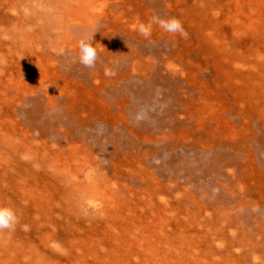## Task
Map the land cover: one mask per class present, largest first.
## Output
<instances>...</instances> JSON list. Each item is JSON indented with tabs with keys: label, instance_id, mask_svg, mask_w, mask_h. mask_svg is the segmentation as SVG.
I'll use <instances>...</instances> for the list:
<instances>
[{
	"label": "rangeland",
	"instance_id": "374dc122",
	"mask_svg": "<svg viewBox=\"0 0 264 264\" xmlns=\"http://www.w3.org/2000/svg\"><path fill=\"white\" fill-rule=\"evenodd\" d=\"M81 1L79 6L88 8V27L69 28L75 34L62 49L47 45L35 54L28 53L35 48L26 43L17 22H26L24 31L37 33L35 41H52L59 39V30L51 15L61 11L51 1L39 10L46 0L0 8V154L17 157L11 171L26 170L27 181L50 193L67 188L56 168L43 169L30 154L13 152L15 144L7 147L2 136L82 151L126 202L118 220L124 243H109L113 249L122 244L136 251L138 232L144 240L141 264H264V99L254 95L264 84L248 65L251 58L264 65V0ZM5 15L12 22L4 21ZM154 17L179 20L185 35L165 32L151 23ZM150 23L151 35L145 38L138 26ZM92 36L98 59L94 68H85L79 42ZM13 41L20 43L14 55L3 48ZM105 69L114 74L105 76ZM143 164L150 182L131 175V167ZM77 195L83 212L78 219L65 220L59 213L26 216L20 228L35 246L38 236L28 225L38 224L43 242L47 234L51 238L46 254L53 255L64 254V237L71 229L74 240L68 246H73L62 264H82L79 241L89 226L97 230L94 247L99 240L107 242L106 229L117 232L104 226L97 212L101 206H88L82 191ZM27 212L22 210L19 218ZM129 227L135 232L127 236Z\"/></svg>",
	"mask_w": 264,
	"mask_h": 264
},
{
	"label": "bare ground",
	"instance_id": "6f19581e",
	"mask_svg": "<svg viewBox=\"0 0 264 264\" xmlns=\"http://www.w3.org/2000/svg\"><path fill=\"white\" fill-rule=\"evenodd\" d=\"M28 1H32V0H12V1L7 0V1H5L6 4L3 5L1 0H0V3H1L0 8H3V7L8 8V7H6V5L17 6V7H19V5L29 6ZM47 1L54 2L53 5L56 6V8L58 10L61 11V12H59L60 16H58V17L51 15V21L55 24V29L57 31L59 30V34H58L59 39L57 37H54L53 38L54 40H52V41L48 40V39L47 40L46 39H39L38 41H35L37 38V33H32L30 30L24 31L23 29H21V27L23 25H26V22L22 23L21 25L19 22H17L16 28L18 29V31H20V33H23L24 37H26V38H24L26 43L29 44V47L32 46L35 48L34 49L35 51H31L29 49V52H28L29 54H35L37 47L42 48L43 51H45V49L48 48V46H50V48H53L55 50L62 49L63 46L65 45V42L72 41V35L75 34V33H73L75 31V29H79L80 27H81V29L82 28L86 29L88 27L87 25H85L87 22H89L87 20V19H89L88 18V13H89L88 8L85 9V7L79 6L82 4L81 0H76V4H71V2L68 0H46L45 3L40 4L39 10L40 9L46 10L44 8L49 7V6H46V3H49ZM90 3L93 4L92 0H90ZM19 12H21V10L17 9L18 15H20ZM45 13L46 12H43L42 14L45 15ZM5 20L12 22V18L10 17V15H5L4 21ZM3 25H5V24H3ZM64 26H66V28H67L65 31H64ZM5 27L7 28L6 25H5ZM69 28H71V30L73 29V32L68 30ZM44 29L46 30V28H44ZM85 29H83L82 31H84ZM40 31H42V32H38V34H41V33L46 34L44 32V30H40ZM89 32L90 31H86V32H84V34H88ZM76 38H78V37H76ZM3 44L4 43L2 42L0 45L3 46ZM19 44H15L13 41L10 44L4 45L3 48H8L7 50L9 51V53L14 55L13 54V53H15L14 51L20 50V46L18 48L15 47ZM66 45H67V43H66ZM23 51L25 52V49ZM243 64H247V63H243ZM248 65L253 67L255 70H257L255 72V77L256 76L261 77V80L258 81V83L264 84V65L262 64V62L257 61V58H251L248 61ZM256 92L259 96H262L260 99H264V85H263V87L258 86L254 92V95L256 94ZM263 109H264V107H263ZM260 114H261V111H260ZM10 138H12V136H2V142L4 143V145H6L8 147L9 144H15L14 145L15 151H13V152H15V153L23 152V154H30V156L32 158L34 157V158H36V160L38 159L37 161L39 162V165L42 166L43 169H46L47 167L56 168L57 171H59V174L62 175L63 179L68 184H66L67 185L66 189H60L57 192L50 193V189L43 187V186H38V185H36V183L34 181H32V182L27 181L26 180L27 179L26 170L24 172L23 171L21 172L20 170L11 171L12 162H16L17 157H15L13 155L12 158L11 157L6 158L4 154H0V208H10L15 213V216L17 217V223L15 224L13 229H5L3 231H0V234H1L0 235V264H56V263L62 264L63 259L66 261L67 255L70 251L71 246H73V244L71 246H68V245L70 243H72V241L74 240L72 238L71 229L69 231H66V235L64 237V241H66L65 242L66 243V249L63 251L64 254L63 255H58V254L53 255V254H46L45 246L49 244V242L51 241V238L47 234L46 240L43 242V240H42L43 232L41 230V227H39L38 224L37 225H34V224L28 225V228L35 230L36 231L35 233L38 236L35 246H34V243L28 239L27 235L21 234L20 228L22 226V222L26 220V218H25L26 216H28V219L29 218H35V217H41L42 218L44 216L49 217L51 214L59 213L60 215H63V218H65V220L68 217L72 218L73 220L78 219L80 217V213H83L81 211L82 210V206H81L82 202H81L80 197H78V195H77L78 192H80V191H82L84 196L86 197L85 203L88 206L98 207V205H99L102 207L101 209L97 210V212H98V214H101V216L104 218V222H103L104 226L109 227V228H113L117 231V232L112 233L110 230L106 229V231L108 232V235H109L107 242L105 243V239H104L102 241L103 243H100L101 241L99 240V245L97 247H94L92 245L91 241L93 238L92 236L95 235L97 230H93L95 228H93V227L91 228L90 226L87 230L86 229L83 230L84 232H86L85 233V239L79 241L80 249L78 250V252H80V255H81L82 264H90L91 260L89 257H92L94 264H108L107 259L109 257L117 258L119 261L116 264H132V262H131L132 260L135 262V264H141L140 257L144 254L143 249L141 250V248H142V244H143L144 240H143V236L140 235L138 232H136V233L140 237H138V239H136V241L134 240L136 242V244L134 246L136 251L130 250L129 249L130 247L126 248V249H122L121 248L122 244H120V246L118 245L114 249L112 248L113 245H109V243H111V242H122V243H124L122 237L119 234L121 231V226H120L121 223L118 221L120 218V214L122 212V209L119 207L121 206V204L124 201L122 202L117 197L118 194H116V195L114 194L113 188H112L111 184H109L108 179H105V180L101 179V177L99 176V174L97 172V170L101 169V168L93 159L82 157L81 156L82 151L72 149L70 147L64 148V149L42 148L41 146L38 145V143H36L35 140H33L30 137H28V139H24L21 141L18 140L17 141L18 143L10 141ZM23 138H24V136H23ZM39 149H40V151H39ZM38 151H39V154H38ZM150 158H152V156ZM146 167H147L146 164H143L142 166L131 167V175L137 177L136 178L137 180L145 179V175H147L146 174ZM7 168H10V169H7ZM79 173H80V175L83 174V178L81 180H80L79 176L76 178V175H79ZM157 174H159V172ZM150 175H151V173H149V175L147 177L149 178ZM115 176H117V175H112V177L110 179L115 178ZM147 177H146L147 180L145 179L143 181L150 182V179H148ZM152 180H153V178H152ZM74 182L76 184H74ZM151 184H152V181L149 185H151ZM7 189H9V190H7ZM160 193L158 192V194H160ZM164 193H166V192H164ZM8 194L12 198L11 200H7L6 196H8ZM153 194L155 195V193H153ZM122 197H123V195H122ZM71 198H75V200L72 201ZM144 200H145V198H144ZM43 203H45L47 205V207L45 205H41ZM62 203H64V205H62ZM124 204H126V202H124ZM176 204H178V203H176ZM154 205H156L155 201H154ZM159 206H158V208H159ZM173 206H175V205L173 204ZM205 207H206V205H205ZM177 208H179V206H177ZM207 208H209V207H207ZM24 209H28V212L24 216L25 219L24 218L20 219L19 216L22 217V210H24ZM148 209H150V208L148 207ZM155 209H157V208H155ZM199 210L201 211V206H199ZM151 211H152V209H151ZM153 211H154V209H153ZM174 211H175V209H174ZM200 211H198V209H197V212H200ZM154 212H156V211H154ZM158 212H160V211H158ZM178 212H180V211H178ZM161 213H163V212H161ZM18 214H19V216H18ZM147 214H150V213H147ZM178 214H176V215H178ZM201 214H202V212H201ZM150 215H152V214H150ZM159 217H160V215H159ZM32 221H35V219H33ZM175 224H176V222H175ZM210 224H211V222H210ZM216 224L213 226H216ZM145 225H146V223H145ZM189 225H191V222ZM133 226H134V223L130 225L131 228H133ZM130 227L128 229L125 228V232H126L127 236L128 235L130 236L129 233L135 232V231H130L131 230ZM164 228H165V226H164ZM156 230H158L157 227H156ZM94 231H95V233H94ZM143 232H144V230H143ZM148 232H149V230H148ZM174 235H175V233H174ZM117 240H119V241H117ZM20 243H25V245L22 249L18 248V245ZM192 245H193V243H192ZM99 247L102 248L101 251L103 252V254H100V251L98 252V250H100ZM196 247H194V249ZM228 248H230V246H228ZM183 249H184V247H183ZM150 251H151V249H150ZM78 252H77V254H78ZM188 252L190 253V250ZM192 252H193V250H192ZM135 253H136V255H134ZM259 253H260V251H259ZM151 254L155 255V252L152 251ZM224 255H225V253H224ZM237 256H238V254H237ZM220 258H218V259H220ZM150 260H152V259H150ZM216 261H218V260H216ZM70 262H71V259H69L67 261V263H70Z\"/></svg>",
	"mask_w": 264,
	"mask_h": 264
},
{
	"label": "clouds",
	"instance_id": "9594fccd",
	"mask_svg": "<svg viewBox=\"0 0 264 264\" xmlns=\"http://www.w3.org/2000/svg\"><path fill=\"white\" fill-rule=\"evenodd\" d=\"M151 23L157 24L165 32L171 34L185 35L182 24L179 20L171 18L163 20L158 17H154ZM151 23L148 25L140 24L138 31L145 38L151 35ZM93 36L87 40H81L79 42V62L85 68H94L98 59L96 48L92 43ZM114 73L110 69H105V76H111ZM17 222L15 213L10 208H0V231L5 229H13Z\"/></svg>",
	"mask_w": 264,
	"mask_h": 264
}]
</instances>
